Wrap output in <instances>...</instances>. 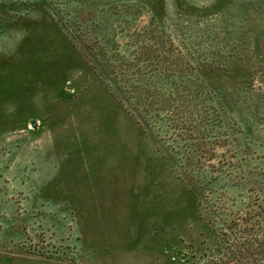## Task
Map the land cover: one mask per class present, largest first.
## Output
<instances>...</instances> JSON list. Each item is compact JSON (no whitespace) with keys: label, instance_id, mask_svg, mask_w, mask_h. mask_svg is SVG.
<instances>
[{"label":"rangeland","instance_id":"374dc122","mask_svg":"<svg viewBox=\"0 0 264 264\" xmlns=\"http://www.w3.org/2000/svg\"><path fill=\"white\" fill-rule=\"evenodd\" d=\"M0 264H264V0H0Z\"/></svg>","mask_w":264,"mask_h":264}]
</instances>
